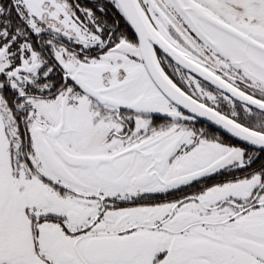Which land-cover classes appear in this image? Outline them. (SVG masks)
<instances>
[{
  "label": "snow or ice",
  "instance_id": "6c2138e0",
  "mask_svg": "<svg viewBox=\"0 0 264 264\" xmlns=\"http://www.w3.org/2000/svg\"><path fill=\"white\" fill-rule=\"evenodd\" d=\"M0 264H264V0H0Z\"/></svg>",
  "mask_w": 264,
  "mask_h": 264
}]
</instances>
